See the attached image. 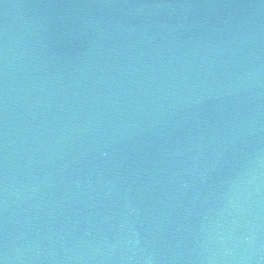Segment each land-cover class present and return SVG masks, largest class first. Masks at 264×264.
I'll list each match as a JSON object with an SVG mask.
<instances>
[{"label":"water","instance_id":"obj_1","mask_svg":"<svg viewBox=\"0 0 264 264\" xmlns=\"http://www.w3.org/2000/svg\"><path fill=\"white\" fill-rule=\"evenodd\" d=\"M2 264H264V0H0Z\"/></svg>","mask_w":264,"mask_h":264},{"label":"snow or ice","instance_id":"obj_2","mask_svg":"<svg viewBox=\"0 0 264 264\" xmlns=\"http://www.w3.org/2000/svg\"><path fill=\"white\" fill-rule=\"evenodd\" d=\"M0 264H2V261H0Z\"/></svg>","mask_w":264,"mask_h":264}]
</instances>
